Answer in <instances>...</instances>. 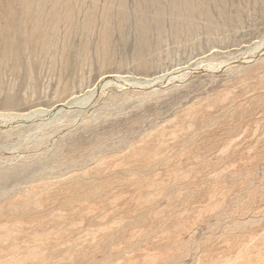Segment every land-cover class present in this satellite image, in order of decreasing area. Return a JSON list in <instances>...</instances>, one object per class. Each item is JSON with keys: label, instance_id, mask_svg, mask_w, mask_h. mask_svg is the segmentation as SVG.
<instances>
[{"label": "rangeland", "instance_id": "obj_1", "mask_svg": "<svg viewBox=\"0 0 264 264\" xmlns=\"http://www.w3.org/2000/svg\"><path fill=\"white\" fill-rule=\"evenodd\" d=\"M0 264H264V0H0Z\"/></svg>", "mask_w": 264, "mask_h": 264}, {"label": "bare ground", "instance_id": "obj_2", "mask_svg": "<svg viewBox=\"0 0 264 264\" xmlns=\"http://www.w3.org/2000/svg\"><path fill=\"white\" fill-rule=\"evenodd\" d=\"M262 43V42H261ZM257 49V48H256ZM153 79V78H152ZM161 81V80H160ZM159 82V81H158ZM149 83V82H148ZM151 83V82H150ZM149 83V84H150ZM157 83V82H156ZM161 83V82H160ZM128 84V83H127ZM152 84V83H151ZM106 85V84H105ZM153 85V84H152ZM151 85V86H152ZM100 91V90H99ZM96 94V90L93 89L86 97H83V98H73L69 101L66 102V104H63L61 105V107L59 108H56V109H51V110H36L34 112H29V113H26V114H21L20 116H16L15 118H10L8 119L9 123H13L14 121H17V120H22L24 122H31L33 121L35 118H40V117H43V116H48L49 118L45 121H49V122H52V121H56V122H62V120H59L58 117L60 116H57L59 111H61L62 108H65L66 106H69L71 107L72 109L73 108H77L79 110H84L87 105L90 103V101L93 99V97L95 96ZM63 110V109H62ZM63 112V111H62ZM61 112V113H62ZM44 119V118H43ZM42 121V120H41ZM44 121V123H45ZM19 122V121H18ZM43 122V121H42ZM23 123V122H22ZM50 124V123H49ZM48 125V123H47ZM46 125V126H47ZM40 126V124H39ZM49 126V125H48ZM43 128V127H42ZM88 180V179H87ZM46 196V195H45ZM36 198V197H35ZM44 214V213H43ZM75 215V214H74ZM73 217V216H72Z\"/></svg>", "mask_w": 264, "mask_h": 264}]
</instances>
